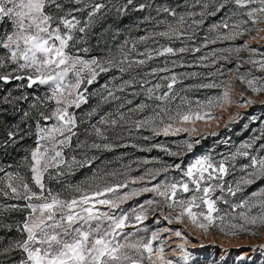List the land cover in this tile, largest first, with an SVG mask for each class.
Returning <instances> with one entry per match:
<instances>
[{
    "label": "snow or ice",
    "instance_id": "6c2138e0",
    "mask_svg": "<svg viewBox=\"0 0 264 264\" xmlns=\"http://www.w3.org/2000/svg\"><path fill=\"white\" fill-rule=\"evenodd\" d=\"M197 3L201 8L199 13H178L165 4L137 3L136 0H0V82H17L19 92L15 96L12 92L0 95V123L9 109L20 114L19 123L9 127L7 139L0 147L15 145L29 135L34 137L35 143L23 157L20 168L13 171L0 168L4 173L0 176V196L23 201L22 204H0V209L24 214L22 220L14 222L20 238L5 242L0 237V257H3L0 264H190L193 258L186 243L172 248L173 252L179 249L178 259L170 258L165 254L166 239L162 238V233H169L170 237L186 242L187 236L183 235L186 229L173 232L164 228L150 234L144 229L145 234L134 239H129L134 233H125L128 214L117 215L113 210L130 196L147 192L154 194L152 200L145 202L147 206L159 211L167 209L164 218L169 223L187 218L205 234L215 227L225 234L260 235V229H264V187L239 200L231 198L258 179L264 181V143L256 146L258 140H264V132L219 158L203 155L183 168L181 163L163 165L131 181L101 180L96 184L75 185L67 196L53 192L45 183L46 175L49 179H58L65 174L62 169L70 170L78 163L75 155L68 158L65 152L73 150L74 138L76 149L87 143L79 140L80 125L85 123V117L88 128L83 134L94 135L101 141L93 142L91 148L108 150L112 145L107 142L105 130L121 122L131 124L129 131L150 129L154 136L180 132L191 135L197 131V121L215 119L214 110L226 109L234 99L240 106L255 104L244 91L238 97L233 96L234 79L246 86L245 91L264 94V76L253 74V70L264 72V52L259 51L264 46V37L260 35L264 33V0H204L203 3L197 0ZM230 7L235 10L219 23L212 24L209 29L212 35L205 36L199 46H171L172 41L194 43L196 30L204 23V17L224 13ZM130 9L140 12L151 9L156 14L153 16L149 12L144 17L153 25V30L138 38V42L145 45L144 50L139 51L135 41L129 47V41L125 40L116 53L109 50L102 56L92 55L88 36L97 18L106 15L105 10L120 15ZM162 14L171 20L158 19ZM161 27L163 30H156ZM245 36L250 39L244 40ZM161 39L168 43L160 44ZM257 39L262 43L252 47L251 41ZM237 40L241 43L214 49L199 57L202 65L205 61L216 65L220 60L233 63L229 60L231 54H235L237 61L234 68L218 69V76L223 78L219 83L200 85L222 89L220 95L206 101H189L174 91L179 82L173 70L178 66L176 60H165L163 66L148 67L143 73L137 71L159 57L199 53L209 45L235 44ZM149 41L155 47H148ZM242 51L248 53L247 58L240 56ZM257 56L258 59L253 58ZM246 65L247 69L241 72ZM113 70L121 76L112 77L111 88L108 83L103 86L101 100L103 103L116 102L115 111L99 114L93 109L85 117H78L76 110L88 101L86 85L93 84L100 74ZM132 72L137 74L133 76ZM125 74L128 79L123 78ZM117 79L119 83H114ZM33 86H47L48 91L44 96L26 94L25 89ZM128 88H139V92L132 94L142 95L144 101L125 112V106L133 102L117 93H124ZM177 100L179 103H175ZM25 104L27 109L22 107ZM146 111L151 114L132 119L133 114ZM97 115L99 119L93 123L92 117ZM187 147L191 149L192 144L187 143ZM238 159L247 161L240 165L243 175L238 180L226 182L225 178L236 170ZM169 169L180 170V179L166 178L151 187H130L138 181L149 184ZM129 188L130 191L121 193ZM218 203L226 208L221 209ZM104 205L108 211L98 207ZM133 214L137 223L147 219L144 205L139 206L138 213L133 210ZM3 227L11 231L13 225ZM154 241L157 242L155 247ZM252 247L264 250V244ZM16 253L20 254L18 258Z\"/></svg>",
    "mask_w": 264,
    "mask_h": 264
},
{
    "label": "rangeland",
    "instance_id": "374dc122",
    "mask_svg": "<svg viewBox=\"0 0 264 264\" xmlns=\"http://www.w3.org/2000/svg\"><path fill=\"white\" fill-rule=\"evenodd\" d=\"M123 2V0H121ZM137 3L140 2H151L154 4H165L170 7H174L178 13H187V12H196L199 13L201 8L197 3V0H136ZM201 3L204 0H200ZM234 8H229V10L224 13L218 14L216 16H205L204 23L196 30V38L195 42L188 41H172L171 46L174 48H179L182 46L197 47L200 43L204 42L205 36H210L212 33L209 32V29L212 24L219 23L223 18H225L231 11H234ZM106 15L100 16L97 18L95 25L90 31L88 36V46L90 48V52L94 56H102L105 52L111 51L116 53L118 47L124 43L125 40L129 41V47L132 42H137V48L139 51H143L145 48L144 44H140L138 42V38L147 34L148 31L153 30V25L151 22H146L144 17L151 12V15L155 16V12L151 9L140 12L134 9H130L127 13H122L120 15H116L115 12H107ZM169 19L170 17H166L165 14H162L158 19ZM199 19V16L196 17ZM264 27V25H262ZM156 30H163L162 27ZM261 37H264V33L260 34ZM244 40H249L248 36L243 38ZM236 42H240L237 40ZM168 43L166 40L161 39L160 44ZM226 42H218L217 44L209 45L207 48H203L199 53L187 52L178 56H167V57H159L153 61H150L148 65L142 66L137 71L143 73L147 70L148 67L154 66H163L165 60H176L177 67L173 70L178 76V83L174 86V91L178 93L180 96H185L189 101H206L216 94H210L207 97L200 98L198 95L196 96L195 91L192 89V85L186 79V72L183 67L190 66L192 64H200L199 57L201 55H207L210 51L214 49H223L232 47L231 45H223ZM262 42L257 40H252L251 45L255 47ZM148 47H155L151 42H148ZM260 52H264V46L259 48ZM235 56V54H234ZM241 57L247 58V52H241ZM258 59L259 57H253ZM210 62V61H205ZM236 61V56L234 58V62L229 65L228 69L234 68ZM183 65V66H180ZM171 67V64H169ZM247 65L244 68H241V72L247 69ZM137 72H132L131 75L135 76ZM253 74L256 76H264V72L253 70ZM116 76L119 78L121 74L113 70L109 73H102L98 76L97 80L91 84L86 85L87 87V96L88 101L86 104H82L81 108L76 110V114L78 117H85V114L92 111L93 109H97L99 114H103L105 112H114L117 108L116 102L111 103H103L101 100V95L103 94V86L108 83L109 87L113 86L112 77ZM124 79H128L129 76L127 74L124 75ZM226 78V77H225ZM155 82V81H153ZM17 82L12 83H3L0 82V95L5 94L6 92H12V94L19 95V92L16 88ZM114 83H119V79ZM85 85H82V88ZM244 85H242L238 80H233V96L238 97L239 94L244 91L245 95L255 101V104L249 109L243 110L250 104L240 106L239 101L234 99L231 106L225 108L215 109V119L210 121H197L196 128L197 131L192 133L180 132L178 134H185L184 139L177 140H162L159 139L158 136H154L150 129H140L136 130L132 128L131 124L125 125L121 122L118 126L113 128L106 129V135L108 136V143L112 145V147L108 150L103 148L97 150L92 149L91 144L93 142L101 143V141L96 138L94 135H85L84 129L88 128L87 118L85 117V123L80 125V141H86L83 147L76 149V139L73 140V150H66L65 156L70 158L72 155L76 156L78 161L77 164L73 165L72 168L62 169L65 173L61 177L49 179L47 175L45 176L46 185L53 190V192H61L62 195L67 196L70 195L71 186L75 185H85V184H96L100 183L101 180H106L107 182H116L122 180L131 181L133 178L143 175L147 170H156L162 168L163 165H174L177 163H181L182 168L189 163L194 162L198 157L203 155H211L208 153H202L196 151V149H189L187 147V143L194 144L198 141L202 135H216L217 132L225 126L230 125L233 122L238 121L239 119L248 120L242 124V127H249L250 137L241 140L235 147L232 148L231 152H234L241 144L251 141L253 138L259 136L262 132H264V94L256 95L252 93L250 90L245 91ZM48 91L47 86H33L32 89H25V93L31 96H44V94ZM136 91L139 92V88L133 89L128 88L124 93H117L121 95L122 98L126 100H132L131 105H126L123 111L127 112L128 108L135 107L137 104L144 101V97L142 95H133L132 93ZM222 89L219 88V94ZM148 103H152L153 107L155 106L154 102L148 101ZM175 103H179L177 100ZM25 109H27V105H22ZM254 109V110H253ZM252 110V111H251ZM151 113L146 111L143 114H133L132 119H139L143 116L150 115ZM99 119V116H93L92 122L95 123ZM2 123H0V143L3 140L7 139L6 133L9 127L15 126L20 121V114L13 113L11 109H9V113L7 116L2 118ZM31 123V122H29ZM22 128L23 124L20 125ZM91 131V129H89ZM164 136L163 134H161ZM171 135V134H169ZM175 135V134H173ZM148 137L149 139H144ZM222 140L229 139L231 137L230 132L224 134L222 136ZM187 142V143H186ZM260 143H264V140L257 141V147ZM154 145H160L161 147H153ZM209 146H213L211 143ZM35 147L34 137L31 135L25 137L24 140L20 141L15 145H8L7 147H0V168H4L8 171H13L17 168H20L23 157L28 154V152ZM164 149H167L165 151ZM165 152V153H164ZM175 152L179 153L178 158L173 161V155L170 153ZM231 152L226 151L223 155H227ZM186 153H189L186 156ZM212 156V155H211ZM219 158V157H215ZM147 161V163H145ZM247 161H237L236 170L232 172L229 176L225 178L226 182H233L238 180L243 173L240 171V165L246 163ZM24 172V169H20ZM4 173L0 172V176H3ZM114 174V175H113ZM30 175V174H29ZM53 177H55V172H53ZM181 171L175 169H169L167 173H161L156 180L151 181L149 184H144L142 182H137L135 185H131L130 187L140 188L143 186L151 187L152 184L164 181L166 178L168 179H180ZM31 184V181L29 180ZM264 187V181L257 180L254 184L248 185L244 188L242 193H238L237 197L231 198L234 200H239L242 197H247L254 191H258L259 188ZM124 191H130L129 189L121 190V193ZM186 196L188 194H185ZM219 195V193H217ZM154 198V194L151 192L138 194L135 196H130V198L121 203L118 209H114L117 215L127 213L129 216V220L126 222L125 233H134L135 236H130L129 239L138 238L139 236H143L145 234L144 229L148 230L150 234L151 231H155L157 229H164L167 227H172L173 223L182 225L186 228H192L201 231L204 236L208 234H212L213 236H220L223 238L229 237H247V238H255L256 236L240 233L238 235L225 234L221 232L219 229L212 227L209 229L208 233L205 234L202 229H199L191 224V222L184 218L182 221L172 220L169 223L168 220H165V214L167 209L164 211L155 210L154 207L149 208L145 203L148 200H152ZM158 199V198H157ZM13 203L22 204L23 201H16L11 198H6L0 196V204L8 205ZM144 205L147 210V219L142 223H137L134 219L133 210H136L137 213L139 211V206ZM101 211H108L106 205L98 206ZM218 207L221 209H225L226 206L218 203ZM22 213L14 212L11 210L5 211L0 209V237H3L5 242L8 239H16L20 238L19 233L17 231L13 232L15 229L14 222H19L23 219ZM9 224L13 225L11 231L4 228L3 225ZM180 228H182L180 226ZM264 232V229H260V233ZM165 237V233H162V238ZM157 242H153L154 247ZM203 252L195 253L193 251L188 250L192 254L191 264H209V262H216V264H264V257H257L256 259L244 258L241 260L240 258H236V260H231L228 262H223L219 252H216L215 255L211 253V247H205ZM166 252V249H165ZM16 257H19V253L15 254ZM3 259V257H0Z\"/></svg>",
    "mask_w": 264,
    "mask_h": 264
},
{
    "label": "trees",
    "instance_id": "16d2710c",
    "mask_svg": "<svg viewBox=\"0 0 264 264\" xmlns=\"http://www.w3.org/2000/svg\"><path fill=\"white\" fill-rule=\"evenodd\" d=\"M240 44V42H235V44L231 42H226L223 45H231L232 47L235 45ZM253 46V45H251ZM257 47V46H255ZM234 54H231L229 56V60L234 62ZM232 63H228L225 61H218L216 65H213L211 62H206L203 65L202 64H192L190 66L183 67L184 71L186 72V79L190 82L192 85L193 91H195L196 96L198 95L200 98L207 97L210 94H216L217 96L219 94V88H203L200 87L202 84H208V83H219L220 79H223L218 76V69H228L229 65ZM195 73L196 75H192ZM225 78V77H224ZM254 110V109H253ZM252 111V110H251ZM248 122V120L245 119H239L236 122L231 123L228 126L223 127L220 129L216 135H202L198 139V143L192 144L191 149H196L198 152L202 153H210L213 157H220L225 153L226 151L231 152L232 148L235 147L241 140H244L248 137H250L249 133V127L247 126L242 127V124L245 122ZM227 132H230L231 137L226 140H222V136L224 134H227ZM185 134H171L168 136H162L159 135L158 138L162 140H177V139H184ZM213 144V146H209L210 144ZM165 153V152H164ZM189 153H186V156H188ZM178 158V156L173 157V161H175ZM238 161H246L244 159H238ZM16 231V228L13 229V232Z\"/></svg>",
    "mask_w": 264,
    "mask_h": 264
},
{
    "label": "bare ground",
    "instance_id": "6f19581e",
    "mask_svg": "<svg viewBox=\"0 0 264 264\" xmlns=\"http://www.w3.org/2000/svg\"><path fill=\"white\" fill-rule=\"evenodd\" d=\"M252 104L245 107L243 110L249 109ZM180 226L182 228H180ZM170 228L174 232L177 229H186L183 232L184 236H187V241L185 242L181 238H177L175 236H169V233H165L164 239H166L165 254L170 258H177L179 255V249L176 252L172 251V248H175L176 245L180 243H186V246L189 248L190 251L195 253H201L206 249L205 247H211L212 255H215L216 252H219L218 255L222 258L223 262H228L231 260H236V258H240L243 256L244 258L249 259H256L257 257H264V250H254L252 246L264 244V232H261L255 238H247V237H227L223 238L220 236L208 234L204 236V234L196 229L186 228L182 225L173 223L172 227H165ZM171 246V247H170ZM191 264V263H190Z\"/></svg>",
    "mask_w": 264,
    "mask_h": 264
}]
</instances>
